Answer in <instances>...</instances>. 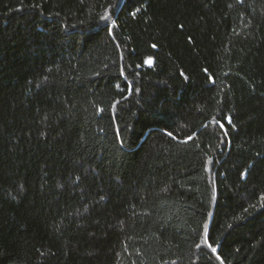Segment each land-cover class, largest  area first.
Here are the masks:
<instances>
[{
  "label": "trees",
  "instance_id": "trees-1",
  "mask_svg": "<svg viewBox=\"0 0 264 264\" xmlns=\"http://www.w3.org/2000/svg\"><path fill=\"white\" fill-rule=\"evenodd\" d=\"M0 264H264V0H0Z\"/></svg>",
  "mask_w": 264,
  "mask_h": 264
},
{
  "label": "snow or ice",
  "instance_id": "snow-or-ice-1",
  "mask_svg": "<svg viewBox=\"0 0 264 264\" xmlns=\"http://www.w3.org/2000/svg\"><path fill=\"white\" fill-rule=\"evenodd\" d=\"M154 47H155V45H154ZM147 63H149V64H150V63H151V61L149 60V61H147ZM212 251H213V252H215L216 250H215V249H212Z\"/></svg>",
  "mask_w": 264,
  "mask_h": 264
},
{
  "label": "rangeland",
  "instance_id": "rangeland-1",
  "mask_svg": "<svg viewBox=\"0 0 264 264\" xmlns=\"http://www.w3.org/2000/svg\"><path fill=\"white\" fill-rule=\"evenodd\" d=\"M149 61V60H148ZM151 61V60H150ZM149 65V63H147ZM151 64V63H150Z\"/></svg>",
  "mask_w": 264,
  "mask_h": 264
}]
</instances>
